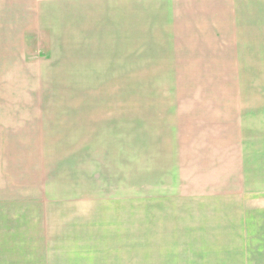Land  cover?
<instances>
[{"label":"rangeland","instance_id":"rangeland-1","mask_svg":"<svg viewBox=\"0 0 264 264\" xmlns=\"http://www.w3.org/2000/svg\"><path fill=\"white\" fill-rule=\"evenodd\" d=\"M92 57L86 93L0 94L79 106L70 125L45 110V182L55 179L45 196L57 201L46 217L15 221L10 246L0 228V264H264V210L249 211L239 186L245 105L264 102V46L204 49L166 62V78L122 55ZM24 144L10 153L27 157L0 158L13 180L17 162L36 161V141Z\"/></svg>","mask_w":264,"mask_h":264},{"label":"crops","instance_id":"crops-1","mask_svg":"<svg viewBox=\"0 0 264 264\" xmlns=\"http://www.w3.org/2000/svg\"><path fill=\"white\" fill-rule=\"evenodd\" d=\"M214 46L263 47L264 0H0V94L86 93L89 58L94 54L108 55L109 60L122 55L123 64L143 76L166 78L169 75L157 74L173 72L175 67L166 62L183 64ZM45 77L48 85L39 81ZM30 81L34 85H28ZM245 106V185L239 186L252 197L248 196V210L260 212L264 102ZM78 108L70 101L46 105L0 100V127H7L0 128V158L27 157L10 152L27 150L24 142L31 137L36 141V161L17 162L20 176L15 180L11 167H0V174L8 176L0 181V228L9 230L5 245H12L15 221L46 217L47 202L54 206L57 201L45 196L46 186L55 183L52 176L45 182V110H51L53 124L60 117L62 124L70 125L66 120ZM59 110L69 112L58 116ZM31 125L38 126L36 135L26 132Z\"/></svg>","mask_w":264,"mask_h":264}]
</instances>
